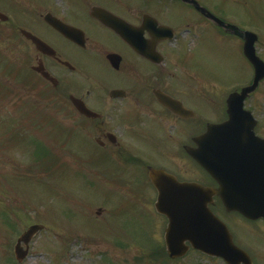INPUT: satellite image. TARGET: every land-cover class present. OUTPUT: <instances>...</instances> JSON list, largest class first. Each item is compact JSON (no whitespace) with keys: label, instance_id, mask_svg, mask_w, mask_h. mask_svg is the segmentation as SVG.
Segmentation results:
<instances>
[{"label":"rangeland","instance_id":"rangeland-1","mask_svg":"<svg viewBox=\"0 0 264 264\" xmlns=\"http://www.w3.org/2000/svg\"><path fill=\"white\" fill-rule=\"evenodd\" d=\"M200 3L222 10L228 22L255 33L256 52L264 61V0ZM169 12L175 10L171 7ZM169 18L177 19L174 14ZM199 27L195 46L202 52L212 123L223 118L225 98L247 85L253 71L243 57L242 40L222 36L203 20ZM5 28L0 29V264H19L13 253L15 241L33 224L44 229L33 237L22 264H225L193 251L174 262L165 257L166 220L153 209L156 195L143 186V172L138 178L134 168L124 169L120 161L97 158L91 137L75 133L61 115L44 113L57 103L39 100V92L25 89V46L11 26ZM245 108L257 119L256 133L264 138V81L245 101ZM189 139L182 137L180 142ZM161 141H154L156 149ZM38 143L49 150L48 163L43 159L35 164L41 154ZM132 181L138 197L125 190L133 187ZM218 211L252 264H264V223ZM2 212L15 215L7 223Z\"/></svg>","mask_w":264,"mask_h":264},{"label":"flooded vegetation","instance_id":"flooded-vegetation-1","mask_svg":"<svg viewBox=\"0 0 264 264\" xmlns=\"http://www.w3.org/2000/svg\"><path fill=\"white\" fill-rule=\"evenodd\" d=\"M196 2L201 0H0V13L8 18L0 29L11 26L25 46V89L39 92V100L55 101L57 108L45 113L61 115L75 133L91 137L100 158L123 161L135 171L161 168L180 182L199 178L215 188L213 179L200 175L186 148L205 132L210 115L202 52L195 46L196 31L208 20ZM210 11L228 19L220 9ZM95 14L113 21L116 29ZM170 14L176 15L175 22ZM51 21L69 27L78 43ZM165 26L173 30V41L167 39ZM24 32L46 46L40 43L38 48ZM160 97L179 106L178 114ZM75 103L96 115H85ZM182 137L190 139L182 143Z\"/></svg>","mask_w":264,"mask_h":264},{"label":"water","instance_id":"water-1","mask_svg":"<svg viewBox=\"0 0 264 264\" xmlns=\"http://www.w3.org/2000/svg\"><path fill=\"white\" fill-rule=\"evenodd\" d=\"M196 6L217 26L243 38L244 56L254 69L253 82L243 87L241 92H234L228 97V119L222 124H209L208 131L196 139L198 149L190 154L217 180L219 188L212 190L196 183L180 184L162 170L149 169L151 181L158 192L156 208L168 218L169 225L164 234L168 257H184L189 250L185 244L188 241L193 249L213 257H222L226 264H251L249 256L235 246L226 225L214 216L208 206L217 194L225 211L239 212L248 220L264 219V140L254 134L256 121L251 112L243 110L244 99L254 93L264 79V63L256 55L254 44L258 37L254 33L226 25ZM95 17L116 29L115 23L101 14ZM5 19L4 15H0V20ZM50 23L66 37L74 39L68 27L53 21ZM26 36L39 46L36 37ZM160 101L175 110L166 98ZM39 229V226L29 228L18 241L19 244L22 241L28 243ZM18 246L17 257L21 261L26 252H22Z\"/></svg>","mask_w":264,"mask_h":264},{"label":"trees","instance_id":"trees-1","mask_svg":"<svg viewBox=\"0 0 264 264\" xmlns=\"http://www.w3.org/2000/svg\"><path fill=\"white\" fill-rule=\"evenodd\" d=\"M1 88H3V87H1ZM163 254H164V252H163Z\"/></svg>","mask_w":264,"mask_h":264}]
</instances>
